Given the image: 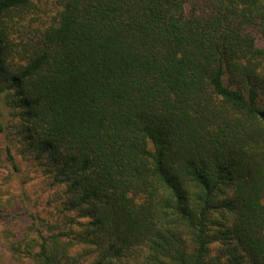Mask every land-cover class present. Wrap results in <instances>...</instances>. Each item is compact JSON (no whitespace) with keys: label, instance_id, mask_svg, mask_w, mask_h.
<instances>
[{"label":"trees","instance_id":"1","mask_svg":"<svg viewBox=\"0 0 264 264\" xmlns=\"http://www.w3.org/2000/svg\"><path fill=\"white\" fill-rule=\"evenodd\" d=\"M262 41L264 0H0V150L51 190L12 257L264 264Z\"/></svg>","mask_w":264,"mask_h":264},{"label":"rangeland","instance_id":"2","mask_svg":"<svg viewBox=\"0 0 264 264\" xmlns=\"http://www.w3.org/2000/svg\"><path fill=\"white\" fill-rule=\"evenodd\" d=\"M5 146V141L0 138V148ZM13 154L20 167L19 173L14 171L0 150V264H32L28 260L13 258L9 251L10 242L23 238L29 232L32 220L22 214L30 210L44 216L50 210L47 201L51 190L46 179L34 171L30 163L18 156L15 150Z\"/></svg>","mask_w":264,"mask_h":264}]
</instances>
